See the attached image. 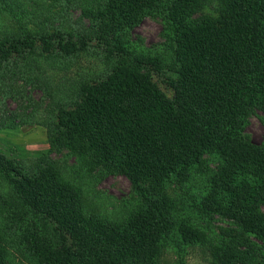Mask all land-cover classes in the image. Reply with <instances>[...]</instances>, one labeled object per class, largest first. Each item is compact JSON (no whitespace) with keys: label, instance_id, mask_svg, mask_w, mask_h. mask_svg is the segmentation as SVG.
Segmentation results:
<instances>
[{"label":"trees","instance_id":"obj_1","mask_svg":"<svg viewBox=\"0 0 264 264\" xmlns=\"http://www.w3.org/2000/svg\"><path fill=\"white\" fill-rule=\"evenodd\" d=\"M32 2L0 0V17L16 28L0 39L1 93L16 98L20 82L44 89L37 56L105 61V72L51 111L50 136L74 156L71 175H124L140 201L122 222L91 213L57 161L29 168L0 149V180L34 225L22 242L35 264H163L176 230L204 243L203 229L172 218L162 188L186 182L205 160L218 165L197 206L229 223L212 264H264V139L244 132L257 110L264 122V0H52L58 22L39 30L28 28ZM75 7L81 15L67 17ZM147 16L162 24L151 45L133 35ZM0 264L20 262L0 244Z\"/></svg>","mask_w":264,"mask_h":264},{"label":"rangeland","instance_id":"obj_2","mask_svg":"<svg viewBox=\"0 0 264 264\" xmlns=\"http://www.w3.org/2000/svg\"><path fill=\"white\" fill-rule=\"evenodd\" d=\"M30 19L28 28L52 29L58 20L52 0H33L28 6ZM67 17L77 18L81 15L80 7L71 8ZM161 21L150 16L145 17L133 30L135 37H141L146 45L161 40ZM16 32L13 21L0 17V39ZM18 34V33H17ZM36 76L41 77L44 89L24 82L19 83L21 93L16 98L6 97L0 91V121L17 123V128H0V149L14 155L29 168H35L41 160L57 161L62 169L71 175L75 158L67 148H53L50 130L52 112L55 107L68 102L76 95L77 88L105 72L107 64L95 54H84L79 58H57L37 56ZM1 66V63H0ZM30 100V101H29ZM263 114L257 110L249 118L245 135L252 142L260 144L264 139ZM9 130V131H8ZM8 131V132H7ZM212 161V156H206ZM218 163L206 160L192 171L186 182L176 184L167 181L162 192L169 195L171 216L179 224L185 222L193 227L203 229L207 239L185 241L179 230L174 232L161 256L163 264H212L213 248L218 242L219 233L227 230L229 223L215 215L212 219L197 206L208 189V177L214 172ZM65 172V171H64ZM71 179L79 185L87 197V210L102 217L125 221L134 209H139V202L131 191L129 179L124 175H108L102 178L90 177L86 173H74ZM11 190L7 183L0 180V244L3 245L14 262L35 264L29 247L22 242V235L34 230L32 219L19 204L10 198ZM16 212L18 214H16ZM49 235V234H48ZM201 241V242H200ZM252 264H257L253 261Z\"/></svg>","mask_w":264,"mask_h":264}]
</instances>
